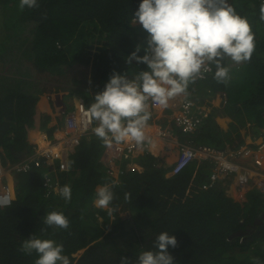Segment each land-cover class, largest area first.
<instances>
[{
    "label": "trees",
    "instance_id": "obj_1",
    "mask_svg": "<svg viewBox=\"0 0 264 264\" xmlns=\"http://www.w3.org/2000/svg\"><path fill=\"white\" fill-rule=\"evenodd\" d=\"M230 2L252 25L255 52L249 62H225L231 76L227 85L214 79V65L206 78L190 85L187 96L202 99L210 92L222 93L226 101L221 106L207 103L211 110L203 124L188 135L179 133L183 141L220 150L245 144L248 135L255 140L264 134L261 0ZM139 3L39 0L38 7L21 11L19 0H0L3 165L19 162L35 152L36 146L29 138L32 132L45 131L52 140L63 123L59 119L50 125L52 116L37 105L41 95L67 91L68 97L82 99L88 106L112 73L128 72L133 76L146 70V65L134 62L129 66L125 59L138 43L146 42L147 34L140 26L130 25ZM76 110L77 106L67 105L65 116ZM223 114L231 119L226 129L217 120ZM104 148L93 133L83 134L70 152L68 168H62L60 158H41V167L7 175L12 204L0 206V264H35V253L20 251L23 240L32 234L62 243L72 264H120L122 256L135 264L138 253L152 249L163 231L177 237V247L169 248L176 264H253V258L264 264V194L251 189L245 201L236 200L226 191L229 179L205 187L212 173L208 162L198 165L195 161L181 173L168 175L176 158L168 165L171 156L147 151L139 157L142 170L127 169L128 161L123 159L115 179L101 161ZM46 173L61 187L71 185L70 202L58 193L47 195L43 184ZM106 183L116 194L111 215L94 203L96 189ZM125 193H131L129 200H125ZM54 210L69 218V229L54 230L43 223L42 217ZM240 232L243 234L238 235Z\"/></svg>",
    "mask_w": 264,
    "mask_h": 264
},
{
    "label": "clouds",
    "instance_id": "obj_2",
    "mask_svg": "<svg viewBox=\"0 0 264 264\" xmlns=\"http://www.w3.org/2000/svg\"><path fill=\"white\" fill-rule=\"evenodd\" d=\"M38 6L39 0H19L21 11ZM259 19L264 21V0H261ZM130 25H139L147 35L146 42L138 43L126 56V62L129 66L134 62L146 65V70L133 76L128 72L112 73L103 90L83 112L85 124L94 125L92 133L106 147L128 142L151 144L146 134L152 115L150 104L168 108L173 98L187 96L190 85L203 78L212 65L214 79L227 85L231 76L225 62H249L256 49L252 25L230 0H140ZM58 195L70 202L71 185L61 187ZM115 198L112 186L106 183L96 189L94 203L108 209L111 215ZM130 198L131 193H125V200ZM42 219L54 230L70 227V220L62 211L47 212ZM177 245V237L163 231L155 238L152 249L138 253L135 264H176L169 248ZM20 251L26 255L35 253V264H72L62 243L36 234L23 240ZM120 264H131V259L122 256ZM253 264L262 262L253 258Z\"/></svg>",
    "mask_w": 264,
    "mask_h": 264
},
{
    "label": "built area",
    "instance_id": "obj_3",
    "mask_svg": "<svg viewBox=\"0 0 264 264\" xmlns=\"http://www.w3.org/2000/svg\"><path fill=\"white\" fill-rule=\"evenodd\" d=\"M211 71H213L212 66L209 72ZM206 76L207 73L204 74L203 78H206ZM151 106L154 109L159 108L158 105ZM86 108L87 106L82 101L76 111L66 115L64 119V138L52 140L47 148L38 149L36 147L33 154L19 162L3 165L0 161V206L2 208L12 204L11 186L6 181L9 173H27L34 167L39 168L43 165L41 158H46L48 161L60 158V155L56 152L63 149L69 152L78 143L83 134L92 133L91 128L94 125H86L83 116ZM177 109L176 113L172 112V115L170 114L172 116L170 122H173L185 135L196 131L203 124L204 119L211 110L207 102L197 101L192 97L182 100ZM159 127L157 136L166 138L171 134L168 128ZM147 136L152 141V136L148 134ZM150 145L147 143L137 145L134 142H128L113 144L112 147L105 146L101 161L107 165L108 172L113 175L115 170L112 165L114 163L119 162L124 156L131 155L139 149H148ZM168 152H171V147ZM195 161L208 162L212 166V173L205 187H213L224 179H229L232 182H236V190L241 191L243 194H246L251 189H256L264 194V134L255 140L249 139V141L237 148L228 147L224 150L207 145L197 146L192 144L191 141L182 142L178 146L175 164L168 175L181 173ZM248 161H251L252 169L247 167ZM61 165L64 169L68 168V164L63 162V160H61ZM43 181L47 189V195L52 192H59L61 185L48 173L43 176ZM242 199H246V195Z\"/></svg>",
    "mask_w": 264,
    "mask_h": 264
},
{
    "label": "crops",
    "instance_id": "obj_4",
    "mask_svg": "<svg viewBox=\"0 0 264 264\" xmlns=\"http://www.w3.org/2000/svg\"><path fill=\"white\" fill-rule=\"evenodd\" d=\"M207 93H209V90H207ZM218 95L219 94L216 93V96H217L216 102H218V100L219 102H221L219 97H221L222 99L223 96H218ZM185 98H189V96L181 95V96H177L173 98L172 100H170L169 107L166 109L160 108V107L156 109H151V107H149V110H152L153 116H152V122L149 123V126L146 129V133L152 136V143L148 149H139L133 154L123 157V159H126L128 161L126 165L127 169L142 170L139 157L140 156L142 157V155L146 151L151 152L154 155H166V157L171 156L170 159L167 161V163L168 165L172 164L171 160H174V158H176L179 144L184 141L179 136L180 130L177 128L176 125H174L173 122H170V120L172 119V116H171L172 114L168 116V113L170 112V109H171V112L176 113L178 111L177 106L179 107V104ZM82 101H83L82 99L68 97L67 91H61L58 93H45L41 95V98L37 105L39 109L42 110V112L50 114L52 116V122L50 125H55L59 119H63V118L65 119L66 117L65 110L67 108V105L78 106L79 104L82 103ZM213 104L216 105L215 100L213 101ZM217 120L219 124L225 129L229 126V122L231 121V119L224 114L222 116H219ZM157 122H160V123H157ZM159 126L168 128L171 134L166 138H161L157 136L158 128H160ZM64 137H65L64 124L63 126L61 124V126L57 128V130L55 131L54 138L52 140L55 141V140L62 139ZM29 138L31 141L34 142L35 146L38 149L47 148L50 145V142L52 141L47 136V133L42 130H37V131L32 132ZM249 139H251V135H248L246 137V142L249 141ZM170 147H171V152H168ZM72 150L73 148L68 152L66 149H63L62 151L59 150L56 153L60 155V158L61 160H63V162L68 164L69 155ZM0 161L2 162L1 155H0ZM196 162L198 165L199 163H201L199 161H196ZM8 164H12V163L8 161L5 165H8ZM251 164H252L251 161H248L247 167L252 169L253 167ZM112 166H113V169L115 170L113 177H115V179H118L119 172H120L119 162L114 163ZM226 191L228 195H230L231 197L239 201H241L242 198L245 197V195H247V193L243 194L241 191L236 190V182L234 181L233 182L230 181Z\"/></svg>",
    "mask_w": 264,
    "mask_h": 264
},
{
    "label": "rangeland",
    "instance_id": "obj_5",
    "mask_svg": "<svg viewBox=\"0 0 264 264\" xmlns=\"http://www.w3.org/2000/svg\"><path fill=\"white\" fill-rule=\"evenodd\" d=\"M219 95L218 96H223L222 97V99H221V97H219V99L221 100V102H219V100H218V102H216L217 101V96L215 95V93H211L210 92V94H208L205 98H202V99H198V98H194L195 100H197V101H201V102H207L208 104H209V102H211V103H213V101L215 100V103H216V105H219V106H221L222 104H224L225 103V101H226V98H225V94H222V93H218ZM190 97V96H189ZM152 107V106H151ZM161 108V107H160ZM166 109V108H165ZM171 114V111L168 113V115H170ZM64 124V123H63ZM187 140H185L184 139V142H186ZM241 201H244V199H242ZM100 208V207H99ZM122 215H123V217H126V213H122ZM99 219L102 221L103 220V218L102 217H99ZM82 251L83 250H81V251H79L78 253H76L75 254V256L76 257H79V255H81V253H82Z\"/></svg>",
    "mask_w": 264,
    "mask_h": 264
},
{
    "label": "water",
    "instance_id": "obj_6",
    "mask_svg": "<svg viewBox=\"0 0 264 264\" xmlns=\"http://www.w3.org/2000/svg\"><path fill=\"white\" fill-rule=\"evenodd\" d=\"M258 222H260V221H258ZM241 234H243V233L242 232L238 233V235H241Z\"/></svg>",
    "mask_w": 264,
    "mask_h": 264
}]
</instances>
